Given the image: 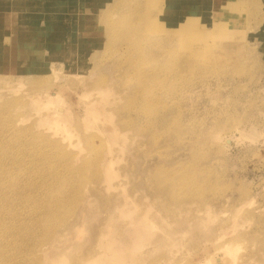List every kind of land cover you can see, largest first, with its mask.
<instances>
[{
    "label": "rangeland",
    "instance_id": "1",
    "mask_svg": "<svg viewBox=\"0 0 264 264\" xmlns=\"http://www.w3.org/2000/svg\"><path fill=\"white\" fill-rule=\"evenodd\" d=\"M24 1V22L0 7V110L26 128L0 115V264H82L119 234L137 237L125 264H264V0ZM47 93L70 142L33 107Z\"/></svg>",
    "mask_w": 264,
    "mask_h": 264
},
{
    "label": "bare ground",
    "instance_id": "2",
    "mask_svg": "<svg viewBox=\"0 0 264 264\" xmlns=\"http://www.w3.org/2000/svg\"><path fill=\"white\" fill-rule=\"evenodd\" d=\"M145 1V0H144ZM24 0H0V7L2 8V9H7V10H10V13H9V15H8V17H9V19H13V18H17V19H19L20 21H25V19H26V13H24V12H20V14L18 15V17H13V15H15V13H13V12H15L14 11V9L17 7V6H24ZM45 2V7H46V9H48L49 11H51L52 12V10H54V11H62V9L61 8H58V7H56V4L57 3H55V0H45L44 1ZM57 2V1H56ZM66 2H70V3H72V1H66ZM48 3V4H47ZM145 3V2H144ZM144 5V4H143ZM57 9H59V10H57ZM135 10V9H134ZM144 11V10H143ZM49 13V12H48ZM3 13L1 12V10H0V21L2 20V15ZM65 18V17H64ZM152 18V17H151ZM118 24V23H117ZM132 25H130V27H131ZM127 27V29H128V26H126ZM132 28V27H131ZM20 29V28H19ZM111 29V28H110ZM109 30V29H108ZM124 30H126L125 29V27H124ZM128 31V30H127ZM108 33H109V31H107ZM128 32H130V31H128ZM22 33V32H21ZM134 33V32H133ZM132 33V34H133ZM140 50V49H139ZM181 66V65H180ZM183 67V66H182ZM148 75V74H147ZM151 75H153L152 76V78L154 77V74H151ZM5 76H6V74H5ZM3 81H4V78L2 79ZM4 85H8L9 84V82H4L3 83ZM10 85V84H9ZM13 89H15L14 87H13ZM43 90V89H42ZM13 92V91H12ZM39 92V91H38ZM49 92V91H48ZM104 92H106L105 94H106V96H104V100H103V102H105L106 100L108 101L109 100V95H107V90H105ZM46 93V92H45ZM38 94V93H37ZM37 94H32V96L31 95H29L30 97H31V101H32V103H33V107H35L36 109L35 110H38V112L40 111L41 113H42V109L44 110V112L40 115V120L42 121V122H44V123H47L46 125H49V127H48V129H51V132L53 131V130H55L54 131V133H58L56 130H57V128L60 126V128H59V130L58 131H60L59 132V134L60 133H62L63 134V136H64V133H66L65 131H67V132H70V130H68V117H69V115H71V114H69V112H68V110H67V108H65V105L63 104L62 105V103L60 104L59 103V105H57V106H55V107H53V106H51L50 107V105L51 104H53V102H54V99L55 98H52L51 96H50V94H44L43 96L42 95H37ZM25 96H27V94H24ZM112 95H115V94H112ZM28 96V97H29ZM24 98V97H23ZM99 101H95V102H92V103H88L87 105H86V107H87V110L88 111H92L93 113H95L96 115H102V114H105V106H99V103H98ZM19 104H21V103H19ZM9 106V105H8ZM19 106V105H18ZM20 107H21V105H20ZM22 107H23V105H22ZM16 112H18V111H13V113H16ZM3 113H5L4 111L3 112H1V110H0V115L3 117V119H4V117H5V119L3 120L2 119V121H4V125H6V126H3V130H4V128L6 127V129L8 130V131H11L12 133H14L13 135L15 136V135H17V136H20V134L22 133V132H24L25 131V129H24V127L23 128H17L12 122H13V120H12V116H6V115H4ZM8 113H9V111H8ZM36 113V112H35ZM7 114V113H6ZM10 114V113H9ZM19 114V113H18ZM107 114V113H106ZM10 115H12V114H10ZM14 115V114H13ZM21 116V115H20ZM110 116H112V114L111 113H109L108 114V117H110ZM15 117V116H14ZM17 117H19V116H17ZM1 119V118H0ZM15 121V120H14ZM17 122L16 123H18L19 121H18V119L16 120ZM40 122V121H39ZM38 122V123H39ZM2 123H1V125H2ZM15 123V122H14ZM15 123V124H16ZM20 123V122H19ZM19 123H18V125H19ZM17 125V124H16ZM21 126V125H20ZM39 126H41V125H39ZM0 127H2V126H0ZM84 127H85V130L86 131H88L89 130V127H90V125H89V118L87 119V122H86V124L84 125ZM28 128V127H27ZM35 128V127H34ZM24 129V130H23ZM1 130V129H0ZM65 130V131H64ZM108 130L113 134L114 133V130L112 129V126H108ZM27 131V130H26ZM62 131H64V132H62ZM1 132H5V131H1ZM28 132V131H27ZM46 132V131H45ZM242 133H244V131H241ZM10 133V132H9ZM47 134H48V132H46ZM241 133V134H242ZM1 134V133H0ZM11 134V133H10ZM43 134H45V133H43ZM51 134V133H50ZM67 134V133H66ZM65 134V135H66ZM6 135H7V133H6ZM2 136H3V134H2ZM8 136V135H7ZM16 136V137H17ZM58 136H60V135H58ZM58 136H56L57 138H58ZM62 136V137H63ZM70 136V135H69ZM79 136V135H78ZM4 137V136H3ZM39 137V136H38ZM44 137H46V136H44ZM67 137V136H66ZM65 136L63 137V138H66ZM219 137V139H220V141H224V143H227L228 145H230L231 144V142H232V139L230 138V137H222V136H220V135H218V136H216V139ZM9 138V137H8ZM47 138V137H46ZM56 138V139H57ZM60 138V137H59ZM58 139V142H59V144H60V141H64V139ZM69 137H67V140H66V142L68 141V140H70L71 139V137L68 139ZM81 138V137H80ZM18 139V138H17ZM51 139V138H50ZM219 139L217 140V141H219ZM8 140V139H7ZM13 140V142L15 141V142H17V140L16 139H14V137H12V138H9V140H8V142H10V141H12ZM45 140V139H44ZM47 140H48V138H47ZM60 140V141H59ZM21 141V140H20ZM56 141V140H55ZM2 142V141H1ZM7 142V141H6ZM22 142V141H21ZM65 142V143H66ZM68 142H70V141H68ZM24 143H25V141H24ZM34 143V142H33ZM57 143V142H56ZM71 143H72V141H71ZM2 144V143H1ZM14 144V143H13ZM22 144V143H21ZM47 144V143H46ZM58 144V145H59ZM66 144H68V145H70L69 143H66ZM3 145V144H2ZM1 145V146H2ZM17 145V144H16ZM61 145V144H60ZM63 146H64V143L62 144ZM61 145V146H62ZM68 145H66V146H68ZM14 146V145H13ZM23 146V145H22ZM29 146H31V145H29ZM28 146V147H29ZM34 146H35V144H34ZM60 146V147H61ZM5 147H7L8 149H9V146H7V144L5 145ZM36 147V146H35ZM68 147H70V146H68ZM4 148V147H3ZM16 148V147H15ZM22 148V147H21ZM20 148V149H21ZM38 148V147H37ZM36 148V149H37ZM63 148H66L65 146L63 147ZM62 148V149H63ZM1 149V148H0ZM5 149V148H4ZM3 149V150H4ZM11 149V148H10ZM20 149H19V151H20ZM24 149V148H23ZM22 149V150H23ZM36 149H34V150H36ZM13 150H17V149H14V147H13ZM28 150V152L30 151L29 149H27ZM66 150V149H65ZM6 151V150H5ZM25 151V150H24ZM32 151V150H31ZM37 151V150H36ZM9 152H11V150L9 151ZM17 152V151H16ZM33 152H35V151H33ZM32 152V153H33ZM11 153H13V151L11 152ZM19 153V152H18ZM3 154V153H2ZM15 154V153H14ZM14 154H13V156H14ZM22 154V153H21ZM1 155V154H0ZM16 155H17V153H16ZM31 155V154H30ZM19 156V155H18ZM5 157V156H4ZM9 156H6L5 158H8ZM14 157H16V156H14ZM20 157V156H19ZM18 157V158H19ZM1 158V157H0ZM4 158V159H5ZM13 158V157H12ZM11 159V158H10ZM19 159H21V158H19ZM6 160V159H5ZM9 160V159H8ZM14 160V159H13ZM2 161H3V159H2ZM1 161V162H2ZM10 161V160H9ZM8 162V161H7ZM11 162V161H10ZM15 162V161H14ZM19 163H20V161H18ZM9 163V162H8ZM8 163H7V165H8ZM13 163V162H12ZM11 163V164H12ZM3 164V163H2ZM1 163H0V168H1V165H2ZM12 166V165H11ZM10 166V167H11ZM4 167V166H3ZM15 167H17V166H15ZM14 167V168H15ZM19 167V166H18ZM17 167V168H18ZM4 168H6V166L4 167ZM22 168V167H21ZM7 169H8V167H7ZM16 169V168H15ZM1 171H0V180H4V179H6V178H3L4 176L3 175H5L4 173V171H6V170H4V169H0ZM2 170H4V171H2ZM11 170V169H10ZM14 170V169H13ZM19 170L21 171V169H20V167H19ZM42 170V169H41ZM12 171V170H11ZM16 171V170H15ZM14 171V172H15ZM19 171V172H20ZM25 171V170H24ZM30 171V170H29ZM7 172H8V170H7ZM22 172V171H21ZM11 173V172H10ZM7 174V173H6ZM21 174V173H20ZM19 174V175H20ZM2 175V176H1ZM26 175V174H25ZM28 175V174H27ZM8 176V175H7ZM192 176H193V174H192ZM10 177V176H9ZM54 177V176H53ZM28 179V178H27ZM55 179V178H54ZM6 183H4V185H5ZM13 184L14 183H11V185L13 186ZM33 184V183H32ZM32 184H30V185H32ZM3 185V186H4ZM7 185H9V184H7ZM14 185H16V184H14ZM34 185V184H33ZM42 185H44V183H42ZM47 185V184H46ZM1 186V185H0ZM39 186V185H38ZM6 187V186H5ZM4 187V188H5ZM11 186H9V188H10ZM15 187V186H14ZM25 188H26V186H24ZM16 188H17V186H16ZM8 189V188H7ZM18 189V188H17ZM31 189H32V187H31ZM37 189V188H36ZM39 189V188H38ZM13 190H14V188H13ZM0 192H2V191H0ZM3 192H5V191H3ZM32 193V192H31ZM4 194V193H3ZM6 194V193H5ZM5 194H4V197H5ZM82 194V193H81ZM31 195V194H30ZM1 196H3V195H1ZM1 196H0V199H1ZM7 197V196H6ZM30 197V196H29ZM29 197H28V199H29ZM32 197V196H31ZM25 198V197H24ZM4 199V198H3ZM27 199V198H26ZM2 201H5V200H2ZM1 201V202H2ZM0 202V203H1ZM126 202H127V200L125 201V203L124 204H126ZM87 203H89V202H86V204ZM5 204V203H4ZM3 204V208H1L0 209V211L2 212L3 210L2 209H6V207L8 206H6V205H4ZM137 204H138V202H137ZM2 204H0V206H1ZM139 205V204H138ZM141 205H143V204H141ZM6 206V207H5ZM24 206V205H23ZM39 206H40V204H39ZM130 206V205H129ZM49 207V206H48ZM146 207H147V205H146ZM12 208V207H11ZM4 209V210H5ZM10 208H8V210H9ZM22 209V208H21ZM38 209V208H37ZM7 210V211H8ZM181 210V209H180ZM13 211H15V209L13 208ZM3 212H5V214H6V216L3 214V218L1 217V219L5 222L6 220H4V218H7V212H6V210L5 211H3ZM10 212H11V210H10ZM19 212V211H18ZM12 213V212H11ZM14 213H16V212H14ZM0 214H2V213H0ZM10 214V213H9ZM39 214V213H38ZM41 214V213H40ZM11 215V214H10ZM9 215V216H10ZM146 215V214H145ZM145 215H143V216H138L137 218H135L132 222H128V223H126L122 228L123 229H125V230H128V229H131L132 231H136V232H140V231H142V230H145V232H146V229H147V225L148 224H150L151 222H150V218H148L147 216H145ZM36 216V215H35ZM34 216V217H35ZM23 217V216H22ZM22 217H20V219L22 218ZM149 217H151V216H149ZM0 219V220H1ZM4 224H6V222L4 223ZM7 224H8V222H7ZM6 224V225H7ZM8 226V225H7ZM0 227H4V226H2V223H1V225H0ZM71 227V226H70ZM204 227H205V225H204ZM5 228H6V231H8L7 230V227L5 226ZM77 228V227H76ZM70 229V228H69ZM4 230V229H3ZM72 230V229H71ZM165 230H166V228H165ZM163 232V231H162ZM160 233V232H159ZM166 233V232H165ZM130 234H132L131 232H130ZM167 234V233H166ZM169 234V233H168ZM135 235V234H134ZM170 235V234H169ZM130 236H133V235H130ZM136 236H137V234H136ZM154 237V236H153ZM155 237H157V235H155ZM154 237V238H155ZM160 237V236H159ZM164 237V236H163ZM162 237V238H163ZM170 237H171V235H170ZM236 237V236H235ZM137 238V237H136ZM136 238H134V236L132 237V238H129L128 236H124V235H122V234H119L117 237L116 236H112L111 235V241H110V246H111V248H109V249H103V246H102V248L100 249V250H98V251H96V252H88L89 254L87 255V256H85V258H84V260H83V263L82 264H89V262H91V264H121V263H123V264H125L129 259L131 260V258H133L134 256H131L132 254V252H131V249H129V247H130V245L132 244V245H134V243H135V241H134V239H136ZM155 240H156V238H155ZM160 240V239H159ZM222 240V239H221ZM54 242L56 241V240H53ZM54 242H53V244L52 243H49L48 245L49 246H46V247H43V251L44 252H47V250L48 249H50L52 246L54 247ZM151 242H153V241H151ZM154 242H156V241H154ZM159 242V241H158ZM166 242V241H165ZM219 242V241H218ZM161 243H162V241H161ZM152 244V243H151ZM155 244H157V243H155ZM239 244V243H238ZM53 247L51 248V250L53 249ZM238 247V245L236 246V243H233L232 241H227V242H225V244H223V245H221L220 246V248L221 249H223L225 252H228V253H230V254H232L233 256H232V262L234 263V258H235V251H234V249H236ZM67 248V247H66ZM66 248H65V250L64 251H66ZM55 249V248H54ZM57 251V250H56ZM153 251V250H152ZM81 252V251H80ZM151 251L149 250V253H150ZM14 254H12V256L10 255H8V259H7V261H9V259L11 260V261H16V262H18V263H20V261L22 262L23 261V259H21V258H19V259H17L16 257L18 256V254L17 253H15V252H13ZM52 253H53V251H52ZM65 252H63L62 254H64ZM11 254V253H10ZM52 255V254H51ZM66 255V254H65ZM65 255H63V256H61V257H55L56 255H54V256H46V258L47 259H50L51 260V262L53 261L54 262V264H58V262H64L65 261V258L68 260L69 258H67ZM79 255V254H78ZM145 255H147L146 253H145ZM1 257V256H0ZM74 257V256H73ZM79 257V256H78ZM14 258V259H13ZM45 258V259H46ZM80 258V257H79ZM135 258V257H134ZM49 260V261H50ZM72 260H73V258H72ZM129 260V261H130ZM25 261L27 262V260L25 259ZM48 261V260H47ZM133 261H134V259H133ZM146 261V260H145ZM165 262H168L169 260L168 259H165L164 260ZM251 261H253V260H251ZM52 262V263H53ZM82 262V261H81ZM152 262V261H151ZM211 262H212V264H231V260L229 259H226L224 256H222V255H215L213 258H212V260H211ZM48 263V262H47ZM144 263V262H143ZM147 263H148V261H147ZM164 263V262H163ZM61 264V263H60ZM159 264H160V262H159Z\"/></svg>",
    "mask_w": 264,
    "mask_h": 264
},
{
    "label": "crops",
    "instance_id": "3",
    "mask_svg": "<svg viewBox=\"0 0 264 264\" xmlns=\"http://www.w3.org/2000/svg\"><path fill=\"white\" fill-rule=\"evenodd\" d=\"M66 1H72L73 2V0H66Z\"/></svg>",
    "mask_w": 264,
    "mask_h": 264
}]
</instances>
